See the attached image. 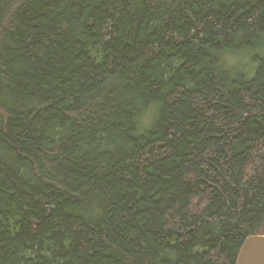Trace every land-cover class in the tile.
Wrapping results in <instances>:
<instances>
[{"label": "trees", "instance_id": "obj_1", "mask_svg": "<svg viewBox=\"0 0 264 264\" xmlns=\"http://www.w3.org/2000/svg\"><path fill=\"white\" fill-rule=\"evenodd\" d=\"M259 36L264 0H0V264H235L264 235V57L230 77L210 49Z\"/></svg>", "mask_w": 264, "mask_h": 264}, {"label": "clouds", "instance_id": "obj_2", "mask_svg": "<svg viewBox=\"0 0 264 264\" xmlns=\"http://www.w3.org/2000/svg\"><path fill=\"white\" fill-rule=\"evenodd\" d=\"M242 33H235L234 40H240ZM210 53L215 57V69L228 76L245 75L249 73L254 65L257 56L264 57V36L257 37L251 45L232 46L210 49ZM139 111L131 117L132 124L137 133L150 129L159 118L161 102L157 98H138L136 101ZM93 212L99 209L94 204L91 206Z\"/></svg>", "mask_w": 264, "mask_h": 264}, {"label": "water", "instance_id": "obj_3", "mask_svg": "<svg viewBox=\"0 0 264 264\" xmlns=\"http://www.w3.org/2000/svg\"><path fill=\"white\" fill-rule=\"evenodd\" d=\"M235 264H264V235L248 237L240 249Z\"/></svg>", "mask_w": 264, "mask_h": 264}]
</instances>
